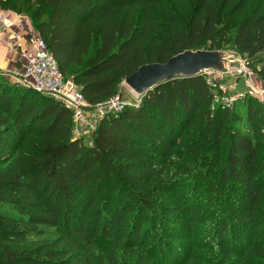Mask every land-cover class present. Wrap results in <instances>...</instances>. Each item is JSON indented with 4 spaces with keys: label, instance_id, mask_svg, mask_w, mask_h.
I'll return each mask as SVG.
<instances>
[{
    "label": "trees",
    "instance_id": "obj_1",
    "mask_svg": "<svg viewBox=\"0 0 264 264\" xmlns=\"http://www.w3.org/2000/svg\"><path fill=\"white\" fill-rule=\"evenodd\" d=\"M151 1L0 7L31 20L90 106L187 50L230 49L264 83V4ZM0 156V264H264V109L214 104L201 75L159 84L88 140L61 103L0 76Z\"/></svg>",
    "mask_w": 264,
    "mask_h": 264
},
{
    "label": "built area",
    "instance_id": "obj_2",
    "mask_svg": "<svg viewBox=\"0 0 264 264\" xmlns=\"http://www.w3.org/2000/svg\"><path fill=\"white\" fill-rule=\"evenodd\" d=\"M10 26V23L0 13V39L2 34L11 28ZM15 38V46H18V39ZM30 45L32 47L30 53L22 52L26 60L24 73H14L16 84L31 87L67 108L72 114L75 138L89 139L100 119L107 114L120 113L126 106L134 105L131 101H124L121 97L111 99L102 105H88L78 86L72 80L64 78L45 43L37 34L30 39ZM199 75L204 77L206 84L213 90L214 104L230 109L238 100L255 98L264 109V83L258 82L244 60L240 59L237 70H204ZM225 80L231 81L230 88L224 84ZM235 86H239L242 91L230 97L228 89H234ZM141 99V96H137L135 104H139Z\"/></svg>",
    "mask_w": 264,
    "mask_h": 264
},
{
    "label": "water",
    "instance_id": "obj_3",
    "mask_svg": "<svg viewBox=\"0 0 264 264\" xmlns=\"http://www.w3.org/2000/svg\"><path fill=\"white\" fill-rule=\"evenodd\" d=\"M222 53L210 50H187L177 54L165 63H153L140 66L124 80L136 96L143 97L159 84L177 78H190L204 70L224 69Z\"/></svg>",
    "mask_w": 264,
    "mask_h": 264
},
{
    "label": "crops",
    "instance_id": "obj_4",
    "mask_svg": "<svg viewBox=\"0 0 264 264\" xmlns=\"http://www.w3.org/2000/svg\"><path fill=\"white\" fill-rule=\"evenodd\" d=\"M0 13L11 25V28L2 34L0 39V76L11 84H16L14 73H24L26 64L22 52L32 51L30 39L37 33L28 17L1 7ZM15 37L18 39V46H15Z\"/></svg>",
    "mask_w": 264,
    "mask_h": 264
},
{
    "label": "rangeland",
    "instance_id": "obj_5",
    "mask_svg": "<svg viewBox=\"0 0 264 264\" xmlns=\"http://www.w3.org/2000/svg\"><path fill=\"white\" fill-rule=\"evenodd\" d=\"M247 3H249L250 8H255L258 7L259 4H264V0H246ZM153 4H155L156 7H154L153 11L154 12H159L161 10H164V8L168 9V10H172V11H178L179 7L182 6V1L181 0H152L151 1ZM247 10L248 12L250 11L249 7L247 6ZM220 53H222V58L223 60V64H224V69H229V70H237L240 64V59L239 56H237L232 50L230 49H226L225 51H218ZM263 58V60L261 62L258 63V66H262L264 65V56H261L260 59ZM259 82V81H258ZM262 83V82H261ZM224 84L228 85V87L230 88V86H232L231 81L229 80H225ZM229 90V96H233V95H238L242 89L239 86H235L234 89H228ZM124 101H131L132 103H136V95L133 94V92L126 87L124 84L121 85V91H120V96ZM117 97V98H118ZM139 98V97H138ZM86 140H88V138H86ZM3 157V156H0ZM7 160V158L5 159V161ZM8 164L3 165L4 167H7ZM184 246L185 244L182 243ZM164 260H160V256L159 255H155L154 258L151 257L150 258V263L149 264H162ZM173 262L178 261L177 258H173L172 259ZM172 264V263H170Z\"/></svg>",
    "mask_w": 264,
    "mask_h": 264
}]
</instances>
